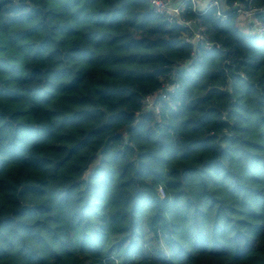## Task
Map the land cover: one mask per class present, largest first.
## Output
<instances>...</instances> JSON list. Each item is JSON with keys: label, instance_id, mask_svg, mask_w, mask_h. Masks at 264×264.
I'll list each match as a JSON object with an SVG mask.
<instances>
[{"label": "trees", "instance_id": "trees-1", "mask_svg": "<svg viewBox=\"0 0 264 264\" xmlns=\"http://www.w3.org/2000/svg\"><path fill=\"white\" fill-rule=\"evenodd\" d=\"M146 6L0 0V264H264V37Z\"/></svg>", "mask_w": 264, "mask_h": 264}, {"label": "built area", "instance_id": "built-area-1", "mask_svg": "<svg viewBox=\"0 0 264 264\" xmlns=\"http://www.w3.org/2000/svg\"><path fill=\"white\" fill-rule=\"evenodd\" d=\"M244 5L243 8H228L223 10L221 5H218L215 0H209L208 3L203 4L197 11L192 10V6L189 5L185 10L180 12L179 15H169L166 8L161 6L159 8H151L153 12L163 17L170 27L176 25L182 26L186 33L183 36L184 42L193 46L191 59L189 63L197 61L201 54V46L207 50L222 49V46L207 39L206 27L202 25L199 18L191 16L190 14L202 15L209 11H213L216 18L220 20H227L231 16H235L240 19L242 26L250 30L251 34L261 39L264 37V21L261 18L264 15V4L256 5L254 0H241ZM225 64H229V60H224ZM185 67V66H184ZM180 83L176 78V72L169 78L168 81H164L160 90L153 95H147L143 99V110L155 109L157 112L160 110V102L169 98L172 94L178 91ZM162 191V190H161Z\"/></svg>", "mask_w": 264, "mask_h": 264}, {"label": "clouds", "instance_id": "clouds-1", "mask_svg": "<svg viewBox=\"0 0 264 264\" xmlns=\"http://www.w3.org/2000/svg\"><path fill=\"white\" fill-rule=\"evenodd\" d=\"M131 2V0H129ZM209 0H147V6L141 11L150 10L153 7L164 6L169 15H179L180 12L185 10L189 5L192 6L193 11H197L203 4L208 3ZM218 5H221L223 10L230 8H243L244 5L241 0H215ZM155 239V237H153ZM119 264V262H117Z\"/></svg>", "mask_w": 264, "mask_h": 264}, {"label": "rangeland", "instance_id": "rangeland-1", "mask_svg": "<svg viewBox=\"0 0 264 264\" xmlns=\"http://www.w3.org/2000/svg\"><path fill=\"white\" fill-rule=\"evenodd\" d=\"M243 32H244V34H251V32H250V30H248V29H243ZM23 136L25 135V132H23V134H22ZM35 136H36V134H34Z\"/></svg>", "mask_w": 264, "mask_h": 264}]
</instances>
